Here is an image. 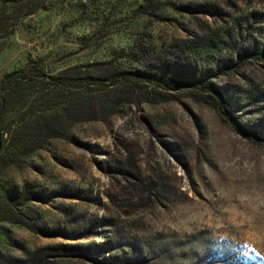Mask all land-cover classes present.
Returning <instances> with one entry per match:
<instances>
[{"label": "rangeland", "instance_id": "1", "mask_svg": "<svg viewBox=\"0 0 264 264\" xmlns=\"http://www.w3.org/2000/svg\"><path fill=\"white\" fill-rule=\"evenodd\" d=\"M263 48L264 0H0V264H264Z\"/></svg>", "mask_w": 264, "mask_h": 264}, {"label": "trees", "instance_id": "2", "mask_svg": "<svg viewBox=\"0 0 264 264\" xmlns=\"http://www.w3.org/2000/svg\"><path fill=\"white\" fill-rule=\"evenodd\" d=\"M256 59H262L264 58V48L259 52V54H256L254 56ZM33 65V64H32ZM239 66L238 63L233 64L225 69L222 70L223 74H226L230 71L235 70L237 67ZM75 68V67H74ZM65 70L63 72H59L56 74L53 73H45L42 75V69L36 68V80L40 83H45L47 85H49L52 89L55 88H61L64 86L68 85H72V86H91V83L94 82L95 80V76L88 74V73H83V74H72L69 75L68 72L70 70ZM157 69V67H156ZM148 70V71H136L134 74L135 78H138L140 80H147L149 82H158V81H162V77L159 74V70ZM20 74L22 75V72H11L8 75H6V78L4 80V88H6V93L8 94L9 92L13 91L16 87H17V75ZM204 81H200L197 83H193V85H200L201 83H203ZM2 106H3V101L0 100V151L3 147L4 141H5V137H4V133L2 131L1 128V124H2ZM220 108L222 111V114H225L228 121L231 123L232 127L234 128V130L239 133V134H243L244 133V127L238 123L236 120H234L231 115L228 113L226 114L225 111L227 109V106L225 104H220ZM121 170V169H120ZM125 171V170H122ZM126 172V171H125Z\"/></svg>", "mask_w": 264, "mask_h": 264}]
</instances>
